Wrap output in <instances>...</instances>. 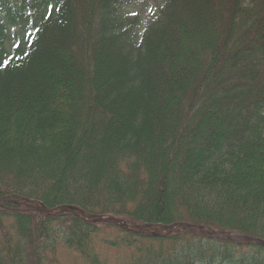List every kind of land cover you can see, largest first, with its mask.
Returning a JSON list of instances; mask_svg holds the SVG:
<instances>
[{"label":"trees","instance_id":"obj_1","mask_svg":"<svg viewBox=\"0 0 264 264\" xmlns=\"http://www.w3.org/2000/svg\"><path fill=\"white\" fill-rule=\"evenodd\" d=\"M140 1L0 0V199L264 241V0ZM20 209L0 202V264H264Z\"/></svg>","mask_w":264,"mask_h":264},{"label":"water","instance_id":"obj_2","mask_svg":"<svg viewBox=\"0 0 264 264\" xmlns=\"http://www.w3.org/2000/svg\"><path fill=\"white\" fill-rule=\"evenodd\" d=\"M0 201L2 202H13L17 205H21L24 207V209L26 211H33V212H38V213H41V214H45V215H59L63 212H68V211H71L73 213H76V214H79L77 212L79 211H76L74 209H71V208H66L60 212H57L55 213L54 210H48L47 208H45L44 206H34L28 202H20V201H9V200H6V199H1ZM81 214V213H80ZM88 219L91 221V222H95V223H98V222H105V223H110V224H114V225H117V226H120L124 229H127V230H133L134 232L136 233H140V234H145V235H151V236H167L169 234H172V233H177V231H172L174 230L175 228H181L183 231H189V232H192L193 234H196V235H202V236H206L210 239H218V240H230V241H233L237 244H240V245H243V244H257V245H260V246H263L264 247V241L262 240H259V239H255V238H251V237H246V236H219L218 233L216 232H211V231H208V230H205L203 228H199L198 230L196 229H193L192 227H190L189 225L187 224H175V225H172V226H164V225H160V226H157V227H152V226H137V225H130L128 223H125V222H122V221H119V220H116V219H113V218H97V217H92V218H89ZM169 231V232H168ZM172 231V232H170Z\"/></svg>","mask_w":264,"mask_h":264},{"label":"rangeland","instance_id":"obj_3","mask_svg":"<svg viewBox=\"0 0 264 264\" xmlns=\"http://www.w3.org/2000/svg\"><path fill=\"white\" fill-rule=\"evenodd\" d=\"M133 13H142V17L145 19H148L149 17L152 19H155L159 14V4L154 2L153 0H143L138 2L132 9ZM34 206H41L39 203H32ZM60 210H57V212ZM79 213V212H78ZM80 214V213H79ZM81 216H83L81 214ZM84 217V216H83ZM179 230V228H175L174 231ZM170 231V232H172ZM169 232V231H168ZM116 233V232H114ZM109 235H102L100 236V239H106ZM102 246V243H100ZM104 249V246H103ZM113 255V254H111ZM57 257L59 259L60 264H75L74 258L76 257L73 253L66 249H59L57 252ZM80 264H83L81 260L79 261Z\"/></svg>","mask_w":264,"mask_h":264}]
</instances>
